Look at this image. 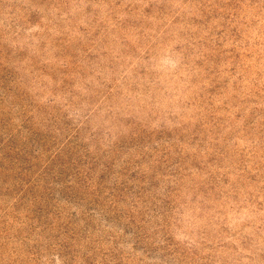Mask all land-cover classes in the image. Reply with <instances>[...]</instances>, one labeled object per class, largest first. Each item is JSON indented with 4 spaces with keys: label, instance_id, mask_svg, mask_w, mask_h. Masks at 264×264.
Wrapping results in <instances>:
<instances>
[{
    "label": "rangeland",
    "instance_id": "rangeland-1",
    "mask_svg": "<svg viewBox=\"0 0 264 264\" xmlns=\"http://www.w3.org/2000/svg\"><path fill=\"white\" fill-rule=\"evenodd\" d=\"M0 264H264V0H0Z\"/></svg>",
    "mask_w": 264,
    "mask_h": 264
}]
</instances>
